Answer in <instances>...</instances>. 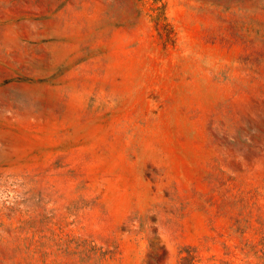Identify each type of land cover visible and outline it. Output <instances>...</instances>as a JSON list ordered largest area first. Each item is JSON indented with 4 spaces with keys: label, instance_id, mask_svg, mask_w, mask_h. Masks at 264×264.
Returning <instances> with one entry per match:
<instances>
[{
    "label": "rangeland",
    "instance_id": "374dc122",
    "mask_svg": "<svg viewBox=\"0 0 264 264\" xmlns=\"http://www.w3.org/2000/svg\"><path fill=\"white\" fill-rule=\"evenodd\" d=\"M0 264H264V0H0Z\"/></svg>",
    "mask_w": 264,
    "mask_h": 264
}]
</instances>
